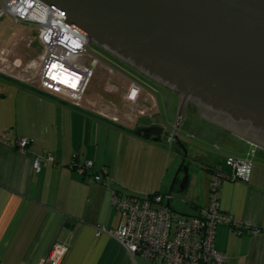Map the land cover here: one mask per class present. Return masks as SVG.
Returning <instances> with one entry per match:
<instances>
[{
    "label": "crops",
    "instance_id": "crops-1",
    "mask_svg": "<svg viewBox=\"0 0 264 264\" xmlns=\"http://www.w3.org/2000/svg\"><path fill=\"white\" fill-rule=\"evenodd\" d=\"M1 59L2 264H49L48 254L55 243L67 247L60 264H151L107 233L97 234L98 226L119 230L125 224V214L110 203L112 190L119 196L170 194L168 203L175 214L195 215L208 205L212 170L228 173L234 159L246 156L252 160L249 179H224L219 188V209L240 222L242 230L237 233L227 224L218 225L214 245L226 253V264H264V149L214 125L222 132H206L201 127L204 120L194 109H188L178 128L182 135L175 131L174 115L172 130L178 142L166 144L165 134L160 142L143 138L135 130L158 125V120L139 111H159L157 99L150 93L143 96V89L133 109L124 98L129 82L126 85L121 97L129 112L120 114L84 97L75 106L31 85L28 73L36 74L39 60L11 63ZM22 138L28 143L21 152L15 144ZM47 154L53 161H43L36 171L35 157ZM72 160H89L94 171L105 167L107 183L95 181L89 173H76ZM182 162L188 177L179 190L184 175L177 170ZM174 192H181L175 201Z\"/></svg>",
    "mask_w": 264,
    "mask_h": 264
},
{
    "label": "water",
    "instance_id": "water-1",
    "mask_svg": "<svg viewBox=\"0 0 264 264\" xmlns=\"http://www.w3.org/2000/svg\"><path fill=\"white\" fill-rule=\"evenodd\" d=\"M41 1L89 43L174 92L176 129L192 107L200 119L264 149V0ZM162 132L158 125L135 130L155 142ZM181 170L179 190L188 177L183 162Z\"/></svg>",
    "mask_w": 264,
    "mask_h": 264
},
{
    "label": "built area",
    "instance_id": "built-area-1",
    "mask_svg": "<svg viewBox=\"0 0 264 264\" xmlns=\"http://www.w3.org/2000/svg\"><path fill=\"white\" fill-rule=\"evenodd\" d=\"M10 16L15 22L34 26L36 38L42 47L35 78L39 88L46 94L58 95L72 105L78 106L83 98L97 59L92 57L86 47L90 44L86 37L65 21V17L41 0H0V18ZM142 86L130 80L124 98L136 108ZM141 116L152 118L151 113L139 111ZM114 120H116L114 118ZM174 130L166 132L165 143L175 142ZM27 139L17 140L15 146L24 151ZM45 162H52L50 155L36 156L33 162L38 171ZM72 169L84 175L89 173L98 182L107 183L108 173L105 167L93 170L89 160H72ZM252 170L249 156L232 161L228 173L213 170L209 182V199L206 208L198 214L181 216L175 214L166 205L170 194L154 193L145 195L119 196L112 190L110 203L125 214V224L119 230L97 227V234L107 233L116 239L131 254H138L151 264H226L225 252L214 245L216 228L227 224L240 233L242 224L231 215L219 209L220 184L222 180L247 181ZM246 228L252 233L256 229ZM67 247L55 243L51 247L49 264H60ZM0 264H2L0 262Z\"/></svg>",
    "mask_w": 264,
    "mask_h": 264
},
{
    "label": "rangeland",
    "instance_id": "rangeland-1",
    "mask_svg": "<svg viewBox=\"0 0 264 264\" xmlns=\"http://www.w3.org/2000/svg\"><path fill=\"white\" fill-rule=\"evenodd\" d=\"M36 34L37 29L34 26L17 23L10 16L3 15L0 18V63L2 61L1 58L11 63L17 61L23 63L32 60L38 61L39 55L42 53V47L35 40L34 36ZM86 51L90 54V57L87 58L88 61L95 57L97 63L93 67L92 75L83 95L85 100L110 110L116 109L120 114L129 112L130 107L124 103L121 94L124 92L128 82L133 80L142 86L143 96L146 93H150L157 99L159 111L152 114V117L155 116L158 120V125L164 129L162 136L173 129L172 121L177 106V95L174 92L153 82L93 43L86 47ZM109 69L112 72H109ZM28 76L32 79L31 85L35 88L39 87V80L35 78L33 70L28 73ZM113 87H116L117 91H114ZM198 122L200 121L198 120ZM201 122V127L206 132L212 133V135L222 132L205 121ZM193 129L195 131V128ZM175 131L182 135L178 129ZM180 193L174 192L172 200L178 199L177 196Z\"/></svg>",
    "mask_w": 264,
    "mask_h": 264
},
{
    "label": "trees",
    "instance_id": "trees-1",
    "mask_svg": "<svg viewBox=\"0 0 264 264\" xmlns=\"http://www.w3.org/2000/svg\"><path fill=\"white\" fill-rule=\"evenodd\" d=\"M188 109H194V108H192V107H189ZM212 172H213V170H212Z\"/></svg>",
    "mask_w": 264,
    "mask_h": 264
}]
</instances>
